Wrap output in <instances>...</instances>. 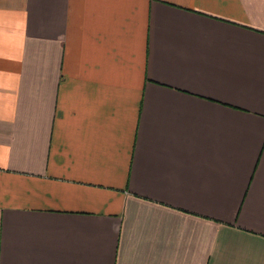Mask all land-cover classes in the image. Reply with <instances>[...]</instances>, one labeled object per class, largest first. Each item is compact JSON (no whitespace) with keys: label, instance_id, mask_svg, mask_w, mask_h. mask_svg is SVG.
I'll return each mask as SVG.
<instances>
[{"label":"crops","instance_id":"crops-1","mask_svg":"<svg viewBox=\"0 0 264 264\" xmlns=\"http://www.w3.org/2000/svg\"><path fill=\"white\" fill-rule=\"evenodd\" d=\"M0 264H264V0H0Z\"/></svg>","mask_w":264,"mask_h":264}]
</instances>
